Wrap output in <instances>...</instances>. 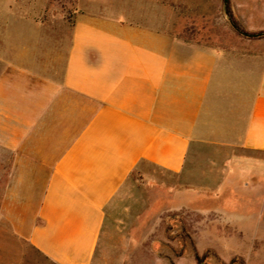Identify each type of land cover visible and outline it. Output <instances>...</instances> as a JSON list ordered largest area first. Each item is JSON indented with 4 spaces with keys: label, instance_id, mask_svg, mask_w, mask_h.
I'll list each match as a JSON object with an SVG mask.
<instances>
[{
    "label": "crops",
    "instance_id": "obj_1",
    "mask_svg": "<svg viewBox=\"0 0 264 264\" xmlns=\"http://www.w3.org/2000/svg\"><path fill=\"white\" fill-rule=\"evenodd\" d=\"M127 16L78 14L0 66V216L52 264H93L132 175L184 178L205 146L243 150L246 190L264 184V55Z\"/></svg>",
    "mask_w": 264,
    "mask_h": 264
},
{
    "label": "rangeland",
    "instance_id": "obj_2",
    "mask_svg": "<svg viewBox=\"0 0 264 264\" xmlns=\"http://www.w3.org/2000/svg\"><path fill=\"white\" fill-rule=\"evenodd\" d=\"M133 13H150L154 28L210 50L264 55V0H0V66L42 34L62 37L78 14ZM5 32L15 33L9 50ZM246 156L205 146L184 178L132 175L134 188L104 223L93 264H264V184L246 190ZM0 264L52 263L0 216Z\"/></svg>",
    "mask_w": 264,
    "mask_h": 264
}]
</instances>
